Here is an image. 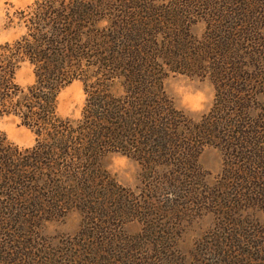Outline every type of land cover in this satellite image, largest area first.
Returning <instances> with one entry per match:
<instances>
[{
    "label": "trees",
    "instance_id": "trees-1",
    "mask_svg": "<svg viewBox=\"0 0 264 264\" xmlns=\"http://www.w3.org/2000/svg\"><path fill=\"white\" fill-rule=\"evenodd\" d=\"M5 28L22 33L0 44V117L35 139L19 150L0 132V224L29 228L69 211L101 219L100 201L117 189L102 167L110 154L160 172L174 194L200 174L205 147L228 151L232 171L251 160L264 177V0H35ZM23 64L26 87L14 79ZM168 74L210 80L214 101L199 122L173 108ZM74 82L85 97L76 120L58 115Z\"/></svg>",
    "mask_w": 264,
    "mask_h": 264
},
{
    "label": "rangeland",
    "instance_id": "rangeland-1",
    "mask_svg": "<svg viewBox=\"0 0 264 264\" xmlns=\"http://www.w3.org/2000/svg\"><path fill=\"white\" fill-rule=\"evenodd\" d=\"M34 1L0 0V44L22 33L5 28L6 15ZM195 19L190 32L200 38L205 26ZM14 79L21 87L31 85V67L23 64ZM163 89L173 108L195 123L214 101L208 78L168 74ZM84 100L82 85L72 83L59 94L58 115L80 119ZM0 132L19 150L34 145V135L13 117H0ZM228 154L205 147L196 159L200 174L189 176V184L183 180L178 194L160 172L151 178L136 162L110 154L102 167L108 186L117 189L91 201V208L98 201L105 206L106 217L92 221L69 211L29 228L0 224V264H264L263 173L248 165L251 160L234 162L232 171Z\"/></svg>",
    "mask_w": 264,
    "mask_h": 264
}]
</instances>
